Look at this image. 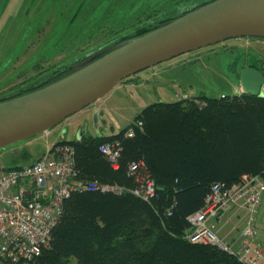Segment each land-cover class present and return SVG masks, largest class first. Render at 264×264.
Here are the masks:
<instances>
[{"label": "trees", "instance_id": "obj_1", "mask_svg": "<svg viewBox=\"0 0 264 264\" xmlns=\"http://www.w3.org/2000/svg\"><path fill=\"white\" fill-rule=\"evenodd\" d=\"M73 64L54 68L0 101L69 74ZM135 119L144 125L131 137L123 136L129 124L109 135L69 140L82 178L121 183L129 191L73 194L49 245L30 264H245L216 245L191 241L188 216L204 206L213 184L232 185L243 174L264 176V97L241 92L160 100ZM112 138L123 145L117 168L99 150ZM134 160H142L155 180L157 192L150 200L132 190L137 183L128 164Z\"/></svg>", "mask_w": 264, "mask_h": 264}, {"label": "rangeland", "instance_id": "obj_2", "mask_svg": "<svg viewBox=\"0 0 264 264\" xmlns=\"http://www.w3.org/2000/svg\"><path fill=\"white\" fill-rule=\"evenodd\" d=\"M205 1L0 0V99L40 81L56 67H79L113 41L138 34L155 22L152 19L172 17ZM249 64L264 69V39H228L158 63L119 82L48 132L1 148L0 168L34 162L57 136L72 140L81 129L88 135L118 132L155 101L241 93L240 70ZM243 211L232 220L229 213L221 236L239 238L247 215ZM258 220L264 221V199ZM258 228L256 237L264 246L259 238L264 230Z\"/></svg>", "mask_w": 264, "mask_h": 264}, {"label": "built area", "instance_id": "obj_3", "mask_svg": "<svg viewBox=\"0 0 264 264\" xmlns=\"http://www.w3.org/2000/svg\"><path fill=\"white\" fill-rule=\"evenodd\" d=\"M143 125L142 119L135 120L123 136H134ZM99 150L113 167H119L121 138L103 141ZM128 174L135 177L137 185L132 190L136 195L146 200L156 196L155 180L142 160L131 161ZM98 190L120 194L126 187L82 178L76 164V146L69 141L52 144L30 164L0 168V264H30L49 245L52 231L64 213L65 201L75 193ZM263 198V175L243 174L232 185L213 184L204 206L188 216V238L216 245L245 264H259L264 259V246L256 237L257 213ZM235 207L246 209L247 215L239 238L230 241L220 235V230Z\"/></svg>", "mask_w": 264, "mask_h": 264}, {"label": "water", "instance_id": "obj_4", "mask_svg": "<svg viewBox=\"0 0 264 264\" xmlns=\"http://www.w3.org/2000/svg\"><path fill=\"white\" fill-rule=\"evenodd\" d=\"M194 7L144 33L113 41L47 85L1 100L0 149L48 132L119 82L158 63L228 39L264 38V0H206ZM240 85L242 92L264 97V76L257 69L243 68ZM85 134L79 130L74 140Z\"/></svg>", "mask_w": 264, "mask_h": 264}, {"label": "crops", "instance_id": "obj_5", "mask_svg": "<svg viewBox=\"0 0 264 264\" xmlns=\"http://www.w3.org/2000/svg\"><path fill=\"white\" fill-rule=\"evenodd\" d=\"M131 122H129V124H130ZM128 124V125H129ZM127 125V126H128ZM126 127V126H125ZM122 129V128H121ZM51 134V133H50ZM96 135H105V134H96ZM60 140H64V139H62L61 137H59V136H57V138L55 139V140H52L51 142H49V147L50 146H52V144H54V143H56V142H58V141H60ZM66 140V139H65ZM70 140V139H69ZM40 157V156H39ZM38 157V158H39ZM37 158V159H38ZM36 159V160H37ZM244 213V211H243V208L242 207H235L234 209H233V211H231V213H230V220H232V219H234V218H238L239 216H242V214ZM245 214V213H244ZM258 229H260V227H262L263 228V230H264V221H261V220H258ZM259 238L263 241V243H264V235L262 236V235H260V231H259ZM260 264H264V260L263 261H261V263Z\"/></svg>", "mask_w": 264, "mask_h": 264}, {"label": "flooded vegetation", "instance_id": "obj_6", "mask_svg": "<svg viewBox=\"0 0 264 264\" xmlns=\"http://www.w3.org/2000/svg\"><path fill=\"white\" fill-rule=\"evenodd\" d=\"M162 17H159V18H156V19H152L153 21H159V19H161ZM253 38H255V37H253ZM261 39H264V38H261ZM115 42V41H114ZM117 42H119V40L117 41ZM255 68V69H257L263 76H264V69L262 68V66L261 65H252V64H249L248 66H246V67H244V68ZM74 68V67H73ZM243 69V68H242ZM241 69V70H242ZM240 70V71H241ZM97 127H99V126H97Z\"/></svg>", "mask_w": 264, "mask_h": 264}, {"label": "bare ground", "instance_id": "obj_7", "mask_svg": "<svg viewBox=\"0 0 264 264\" xmlns=\"http://www.w3.org/2000/svg\"><path fill=\"white\" fill-rule=\"evenodd\" d=\"M234 184V183H233ZM218 248H220V247H218ZM33 261V260H32Z\"/></svg>", "mask_w": 264, "mask_h": 264}]
</instances>
